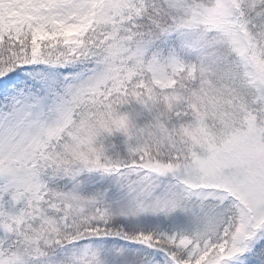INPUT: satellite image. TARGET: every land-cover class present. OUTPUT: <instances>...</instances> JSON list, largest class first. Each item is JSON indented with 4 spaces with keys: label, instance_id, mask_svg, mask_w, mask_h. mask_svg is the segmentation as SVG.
<instances>
[{
    "label": "snow or ice",
    "instance_id": "snow-or-ice-1",
    "mask_svg": "<svg viewBox=\"0 0 264 264\" xmlns=\"http://www.w3.org/2000/svg\"><path fill=\"white\" fill-rule=\"evenodd\" d=\"M0 264H264V0H0Z\"/></svg>",
    "mask_w": 264,
    "mask_h": 264
}]
</instances>
